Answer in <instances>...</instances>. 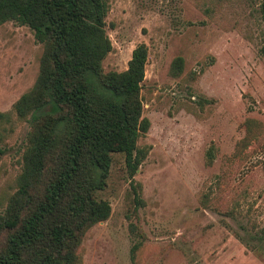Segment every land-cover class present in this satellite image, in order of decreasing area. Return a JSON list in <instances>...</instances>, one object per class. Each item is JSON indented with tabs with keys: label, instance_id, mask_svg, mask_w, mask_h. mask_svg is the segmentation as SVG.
<instances>
[{
	"label": "rangeland",
	"instance_id": "rangeland-1",
	"mask_svg": "<svg viewBox=\"0 0 264 264\" xmlns=\"http://www.w3.org/2000/svg\"><path fill=\"white\" fill-rule=\"evenodd\" d=\"M105 2L110 51L102 71L124 70L132 48L146 46L139 99L148 128L135 143L146 154L131 178L123 155H110L94 195L110 211L83 234L79 264H264L258 0ZM40 53L26 26L0 24V113L9 118L0 124V212L14 191L27 131L11 105L32 85ZM130 184L141 201L134 211Z\"/></svg>",
	"mask_w": 264,
	"mask_h": 264
},
{
	"label": "trees",
	"instance_id": "trees-1",
	"mask_svg": "<svg viewBox=\"0 0 264 264\" xmlns=\"http://www.w3.org/2000/svg\"><path fill=\"white\" fill-rule=\"evenodd\" d=\"M258 2L264 58V0ZM106 10L105 0H0V24L26 26L41 46L32 85L11 105L27 131L14 191L0 212V264H79L83 234L110 211L94 196L110 155H123L131 178L146 154L135 144L148 128L139 99L146 46L132 48L124 70L103 72ZM180 63L172 61L173 74ZM8 120L0 113V124ZM211 161L209 147L204 163ZM136 188L130 184L133 211L141 203Z\"/></svg>",
	"mask_w": 264,
	"mask_h": 264
}]
</instances>
